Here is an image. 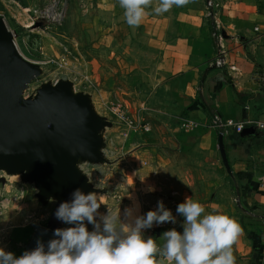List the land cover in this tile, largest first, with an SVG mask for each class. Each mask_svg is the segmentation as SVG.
Instances as JSON below:
<instances>
[{"label": "rangeland", "instance_id": "rangeland-1", "mask_svg": "<svg viewBox=\"0 0 264 264\" xmlns=\"http://www.w3.org/2000/svg\"><path fill=\"white\" fill-rule=\"evenodd\" d=\"M208 1L189 0L155 14L160 0H152L141 24L131 27L118 0H0V19L35 67L20 99L66 92L93 129L91 146L74 148L79 153L67 167L70 185L45 180L37 162L0 165V246L17 256L38 239L47 246L42 233L69 226L55 211L80 188L99 195L105 214L108 207L120 208L122 216L126 208L146 214L163 200L177 222L145 230L160 244L164 231L182 230L176 208L190 196L206 212L219 208L240 224L235 264H264L263 203L234 179L217 141L210 143V127L182 103L175 80L183 56L202 36ZM235 3L216 0L217 10ZM123 115L150 129L129 127Z\"/></svg>", "mask_w": 264, "mask_h": 264}, {"label": "clouds", "instance_id": "clouds-1", "mask_svg": "<svg viewBox=\"0 0 264 264\" xmlns=\"http://www.w3.org/2000/svg\"><path fill=\"white\" fill-rule=\"evenodd\" d=\"M118 2L126 23L138 27L152 0ZM187 3L189 0H160L154 12L163 14ZM102 204L96 192L75 189L71 199L61 202L55 211V217L69 226L56 228L47 246L38 239L34 249L19 256L0 246V264H235L232 245L242 228L219 208L206 212L200 201L187 196L176 208L183 217L182 230L164 231L160 244L145 230L177 222V215L163 200L140 215L132 208H126L123 216L120 208L108 207L106 214L101 213Z\"/></svg>", "mask_w": 264, "mask_h": 264}, {"label": "crops", "instance_id": "crops-1", "mask_svg": "<svg viewBox=\"0 0 264 264\" xmlns=\"http://www.w3.org/2000/svg\"><path fill=\"white\" fill-rule=\"evenodd\" d=\"M233 1L236 6L229 4L217 17L228 64L213 66L218 48L213 22L206 18L202 36L183 56L175 80L182 85V103L210 127V143L217 141L234 179L242 183L248 197L263 203L264 210V134L250 123L264 120V0ZM215 112L224 120L244 124V132L234 126L220 130L210 125Z\"/></svg>", "mask_w": 264, "mask_h": 264}, {"label": "water", "instance_id": "water-1", "mask_svg": "<svg viewBox=\"0 0 264 264\" xmlns=\"http://www.w3.org/2000/svg\"><path fill=\"white\" fill-rule=\"evenodd\" d=\"M15 36L0 19V165L7 160L14 166L28 165L35 155L45 180L70 185L71 152L91 146L90 120L80 106L63 101L61 90L20 99L21 87L34 78L35 67L21 54ZM53 233L45 230L42 235L48 242Z\"/></svg>", "mask_w": 264, "mask_h": 264}, {"label": "built area", "instance_id": "built-area-1", "mask_svg": "<svg viewBox=\"0 0 264 264\" xmlns=\"http://www.w3.org/2000/svg\"><path fill=\"white\" fill-rule=\"evenodd\" d=\"M205 15L208 20L213 22V26H214L213 37L217 42V48H218L217 56L214 60L213 66L217 68H224L228 64V61L226 58L227 55H226V47L224 45V37L221 32L222 26L217 18L218 10L216 6V0L208 1ZM231 69L236 70V67L231 66ZM123 119L126 121V124L131 128H136V129L144 128L146 130L150 129V126L146 124L143 125L140 122H137L136 120H133L126 115H123ZM250 123L254 124L255 129L260 130V132L264 134V120H256V121L253 120ZM185 124L191 126L189 123H185ZM210 125L220 130H224L225 128L231 126H234L238 132H244L245 130L244 124H234L232 121L224 120L222 116L217 112L214 113Z\"/></svg>", "mask_w": 264, "mask_h": 264}, {"label": "bare ground", "instance_id": "bare-ground-1", "mask_svg": "<svg viewBox=\"0 0 264 264\" xmlns=\"http://www.w3.org/2000/svg\"><path fill=\"white\" fill-rule=\"evenodd\" d=\"M51 16H53V14L51 15ZM17 44V43H16ZM17 47H18V45H17ZM18 49H19V47H18ZM20 50V49H19ZM21 52V51H20ZM22 54V53H21ZM23 55V54H22ZM64 88V87H63ZM66 88V87H65ZM68 88V87H67ZM66 88V89H67ZM69 91V90H68ZM62 93H63V101L65 102V103H68L70 100H71V95L70 94H68V93H66V92H63L62 91ZM71 94H73V93H71ZM74 95V94H73ZM86 107V106H85ZM88 108V107H87ZM92 111V110H91ZM93 130V129H92ZM92 130L90 129V127L88 128V132L90 133V136H91V140H92V136H93V132H92ZM72 155H71V157H70V159H73V160H75L77 157V155H78V151H75V149L73 150L72 149ZM37 161H36V157H35V155H32V157H31V160H30V163L28 164V165H32V164H34V163H36ZM27 165V166H28ZM74 165V164H73ZM75 166V165H74ZM80 170V169H79ZM80 173V172H79ZM77 175H78V173H77ZM81 176V175H80ZM79 179V178H78ZM70 199V198H69Z\"/></svg>", "mask_w": 264, "mask_h": 264}]
</instances>
